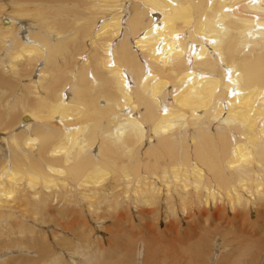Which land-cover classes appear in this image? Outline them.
<instances>
[{"label": "bare ground", "instance_id": "1", "mask_svg": "<svg viewBox=\"0 0 264 264\" xmlns=\"http://www.w3.org/2000/svg\"><path fill=\"white\" fill-rule=\"evenodd\" d=\"M0 264H264V0H0Z\"/></svg>", "mask_w": 264, "mask_h": 264}, {"label": "rangeland", "instance_id": "2", "mask_svg": "<svg viewBox=\"0 0 264 264\" xmlns=\"http://www.w3.org/2000/svg\"><path fill=\"white\" fill-rule=\"evenodd\" d=\"M204 122H205V128H208V127H210V125H211V122L209 123V125H208V120H204ZM190 131V130H189ZM18 158H19V156H17ZM72 198L76 201V202H78L79 201V198H78V196L77 195H74V196H72Z\"/></svg>", "mask_w": 264, "mask_h": 264}, {"label": "snow or ice", "instance_id": "3", "mask_svg": "<svg viewBox=\"0 0 264 264\" xmlns=\"http://www.w3.org/2000/svg\"><path fill=\"white\" fill-rule=\"evenodd\" d=\"M165 111H166V109H165Z\"/></svg>", "mask_w": 264, "mask_h": 264}]
</instances>
